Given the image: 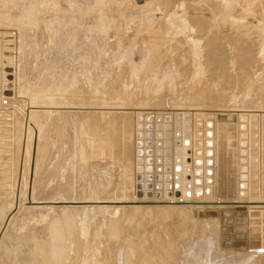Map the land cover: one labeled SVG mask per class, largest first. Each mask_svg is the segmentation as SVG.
<instances>
[{"label": "rangeland", "instance_id": "1", "mask_svg": "<svg viewBox=\"0 0 264 264\" xmlns=\"http://www.w3.org/2000/svg\"><path fill=\"white\" fill-rule=\"evenodd\" d=\"M7 59L0 264H264V0H0Z\"/></svg>", "mask_w": 264, "mask_h": 264}, {"label": "bare ground", "instance_id": "2", "mask_svg": "<svg viewBox=\"0 0 264 264\" xmlns=\"http://www.w3.org/2000/svg\"><path fill=\"white\" fill-rule=\"evenodd\" d=\"M5 64H6V67H5V69H4V73H6L7 75H5V81L7 82V83H4V86H3V88L5 89L3 92H1L0 91V97H1V95H3L5 98H9V97H12L13 95H7L6 94V91H9V89H8V85L10 84V81H9V79H8V77H9V75H12V73H13V60L12 59H7L6 61H5ZM12 71V72H11ZM11 72V73H10ZM13 76V75H12ZM13 81V80H12ZM12 83V82H11ZM12 85H13V83H12ZM12 92H13V89L11 90ZM14 94V93H13ZM12 101V100H11ZM2 102H1V99H0V104H1ZM3 108V107H2ZM53 108V107H52ZM169 177V176H168ZM41 204H46V205H48V204H50V205H52L51 203H41ZM55 204H58V203H55ZM59 204H67V203H59ZM77 204H80V205H78V206H108V204L109 203H77ZM36 205H38V206H40L39 204H36ZM50 205H48V206H50Z\"/></svg>", "mask_w": 264, "mask_h": 264}, {"label": "water", "instance_id": "3", "mask_svg": "<svg viewBox=\"0 0 264 264\" xmlns=\"http://www.w3.org/2000/svg\"><path fill=\"white\" fill-rule=\"evenodd\" d=\"M8 79H9V81H10V84L8 85V89H9V91H6V94L7 95H13V92L11 91L12 89H13V87H14V85H12V80H13V76L12 75H9V77H8ZM158 171H162L161 169H159ZM190 185L188 186V189H190ZM158 189H160V186H158ZM189 193V192H188ZM140 194V196L142 195L141 193H139ZM149 195H152V193H149ZM176 195L177 196H179V193H176ZM158 196H161V195H158ZM227 204H236V203H227ZM28 205L29 206H34V205H36V204H33V202H32V200L30 199V197H29V200H28ZM40 206H44L45 204H39ZM58 205H60L59 203H58ZM66 205H69V206H78V205H80V204H77V203H67ZM124 206H126V205H124Z\"/></svg>", "mask_w": 264, "mask_h": 264}]
</instances>
